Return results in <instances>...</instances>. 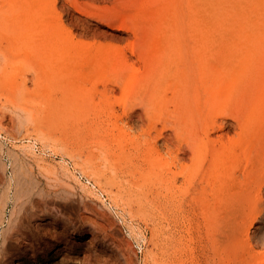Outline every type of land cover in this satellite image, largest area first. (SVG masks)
Returning a JSON list of instances; mask_svg holds the SVG:
<instances>
[{
    "label": "rangeland",
    "instance_id": "1",
    "mask_svg": "<svg viewBox=\"0 0 264 264\" xmlns=\"http://www.w3.org/2000/svg\"><path fill=\"white\" fill-rule=\"evenodd\" d=\"M4 1L0 264H264V0H223L220 20L215 0ZM55 23L76 39L125 46L127 62L111 59L105 70L73 74V50L75 58L66 59L65 46L49 45L68 35ZM164 31L170 41L153 47L152 36ZM36 39L55 51L40 49L45 59L32 54ZM132 41L134 53L126 48ZM42 76L40 88L33 78ZM64 78L76 85L68 93ZM55 79L63 87L50 89ZM113 118L121 131L112 130ZM211 153L217 170L208 166Z\"/></svg>",
    "mask_w": 264,
    "mask_h": 264
},
{
    "label": "bare ground",
    "instance_id": "2",
    "mask_svg": "<svg viewBox=\"0 0 264 264\" xmlns=\"http://www.w3.org/2000/svg\"><path fill=\"white\" fill-rule=\"evenodd\" d=\"M1 1H3V3H1V4H3V5H4L5 2H6V1H4V0H1ZM11 1H12V0H11ZM22 1H23V0H22ZM37 1H38V0H37ZM53 1H55V0H53ZM70 1H71V0H70ZM215 1H216V3L214 2V9H215V10H214V12H215V17H214V19H215V20H220V19H222V16H220V15H222V14H221V12H222L221 4H222V1H223V0H215ZM224 1H225V0H224ZM13 2H14V0H13ZM20 2H21V0H20ZM26 2H27V1H26ZM26 2H25V3H26ZM33 2H34V1H33ZM117 2L120 3V0H119V1L117 0ZM121 2H123V1L121 0ZM203 2H204V3H207V0H203ZM28 3H29V2H28ZM251 3H252V2H251ZM49 5H51V4H49ZM75 5H76V2H75ZM77 5H78V4H77ZM77 5H76V7H78ZM119 5H121V4H119ZM53 6H54V4L51 5V7H53ZM113 6H114V5H113ZM113 6L110 7V11H109L108 9H106V11L108 10V13H107L108 15H109V12H110V13L112 12V8H113ZM76 7H75V8H76ZM119 7L121 8L122 5L119 6ZM54 8H56V7L54 6ZM78 8H79V9H78ZM78 8H77V9H78V11H79V10H80V7H78ZM93 8L95 9V7H93ZM93 8H92V10H94ZM120 8H119V9H118V7H117V9L114 8V9H115V12H117L116 10L120 11ZM49 9H50V7H49ZM52 9H53V8H52ZM82 9H83V7L81 8L80 11H82ZM85 9H86V8H85ZM21 10H22V9H21ZM30 10H31V9H30ZM30 10L27 9V11H30ZM33 10H34V9H32V11H30L31 14L33 13ZM54 10L56 11V9H54ZM98 10H100V8H99V9H97V8L95 9V11H98ZM103 10H104V9H103ZM121 10H123V9H121ZM165 10H166V9H165ZM165 10H164V11H165ZM27 11H26V10L24 11V12H26V14H24V15H27V14L29 13V12H27ZM100 11H101V10H100ZM104 11H105V10H104ZM223 11H224V10H223ZM92 12L94 13V14H92V15H95V14H98V13H99V12L97 13V12H94V11H92ZM165 12H166V11H165ZM165 12H163V13H165ZM19 13H20V14H23L22 11H21V12L19 11ZM34 13H38V14H40L39 11H38V12H34ZM34 13H33V15H34ZM38 14H37V15H38ZM101 14H102V13L100 12L99 15H101ZM107 14H106V15H107ZM111 14H112V13H111ZM28 15H29V14H28ZM35 15H36V14H35ZM37 15H36V16H37ZM102 15H103V14H102ZM102 15H101V16H98V15H97V16H98L97 18H99V17L101 18ZM113 15H114V11H113ZM56 16H57V14H56ZM159 16H160V15H159ZM159 16H156V18L159 17ZM34 17H35V16H34ZM53 17H55V16H53ZM160 17H162V15H161ZM227 17H228V16H227ZM59 18H60V17H59ZM111 18H112V16H111ZM164 18H166V16H164ZM167 18H168V17H167ZM56 19H57V18H56ZM60 19H61V18H60ZM107 19H108V16H107L106 20H107ZM112 19L114 20V19H116V18H112ZM159 19H160V18H159ZM159 19H158V20H159ZM58 20H59V19H58ZM101 20H102V18H101ZM109 20H110V18H109ZM109 20H107V21H109ZM116 20H118V19H116ZM158 20H157V21H158ZM202 20H203V19H202ZM244 20H245V19H244ZM61 21H62V20H61ZM55 22H56V20H55ZM109 22L112 23L111 20H110ZM113 22H114V21H113ZM116 22H118V21H116ZM148 22H149V21H148ZM148 22H147V26H149V25L153 22V20H152L151 23H148ZM159 22H162V20H159ZM201 22H202V21H201ZM57 23H58V22H57ZM57 23H55L56 26H58V25L60 26L61 23H59V24H57ZM163 23L165 24V20H164V19H163ZM235 23H236V22H235ZM112 24H114V23H112ZM127 24H129V23H126V25H127ZM148 24H149V25H148ZM153 24H155L156 27H157V25H159V24H157V22H156V23H153ZM110 25H111V24H110ZM110 25H109V26H110ZM114 25H115V24H114ZM114 25H113V26H114ZM119 25H122V26L124 25V28H123V29H126V31L129 30V29L131 28L130 25H129L130 28L128 27L129 29L125 28L126 25H125L124 23H123V24H122V23H121V24L119 23L118 26H119ZM145 25H146V24H145ZM155 25H154V26H155ZM111 26H112V25H111ZM118 26H117V27H118ZM131 26H132L134 29L137 28V24H135V25L132 24ZM134 26H136V28H135ZM151 26H152V25H151ZM154 26H152L153 29L156 28V27L154 28ZM163 26H164L163 24L160 25L159 29H160V28H163ZM165 27H170V26H165ZM165 27H164V28H165ZM58 28H60V27H58ZM133 28H132V30H133ZM157 28H158V27H157ZM221 28H222V27H221ZM241 28H242V27H241ZM61 29H62L63 31H65L68 35H66V37H65V35H64V37L61 36V37H63V39H62V38L57 39L58 37L56 38V35H55V36H54L55 39L52 38L53 40H52V39L49 40V38L47 37L48 40H49V42L51 41L50 43H49V42H48V43H49V45H50V44L55 45V46H53L55 49H56V48L59 49V47H56L58 44H60L61 46H62V45L65 46V47H66V52H65V50H64V49H65V47H64V49H63V50H64V51H63V54L60 55V52H59V54L56 52V54H58V55H60V56H63V55H64V56H66V59L69 58L70 56H71V59H72V58H75V55H74V57H73V54H76V55H77V57L74 59V62L72 63V64L75 63V66L78 67L77 69H76V67H74L75 70H77V71H75V72H77V73H73V74H75V75H77L78 73H79L80 75H81V73L85 74L86 72H89V70H91V68H94L96 72H97V71L105 70V68L107 67V63L110 62L111 59H118V63H120V62H123V61L126 59V57H127L126 54H125L124 51H123V50H124L123 48H124L125 46H124V47H120L121 45L118 46V45H114L113 43H105V44H103L102 42H96L95 40H94V41H91V40L89 41V40L76 39L77 37L72 33V31H71L69 28H66L63 24H61ZM119 29H121V28H119ZM170 29H171V27H170ZM247 29H248V28H247ZM136 30L138 31V28H137ZM136 30H135V31H136ZM36 31H37V30H34V31L32 32V34H36V33H37V34H40V33L36 32ZM34 32H35V33H34ZM41 32H42V31H41ZM130 32H131V30H130ZM133 32H134V30H133ZM133 32H132V33H133ZM164 32H165V33H163V35L161 34L160 36H158V34H156L157 36H152V38H151L152 41H150V42L153 43V47H154V45L159 46V44H161L162 41H164V40L167 41V40L170 39V37H167V35L170 34L169 31H164ZM152 33H153V32H152ZM173 33H174V32H173ZM173 33H171V34L174 35ZM154 34H155V33H154ZM51 36H52V35H49V37H51ZM31 37H32V36H31ZM31 37H30V38H31ZM35 37H36V36H35ZM35 37H33V39H34ZM41 37H42V36H41ZM43 37H44V35H43ZM43 37H42V39H44ZM176 37H177V36H176ZM219 37H220V36H219ZM36 38H38V37H36ZM39 38H40V37H39ZM164 38H165V39H164ZM171 38H172V37H171ZM42 39H36V40H35V44H34V43H33V44L31 43V44H32V45H35V47H37V45H39V44L42 45V42H43ZM174 39H175V38H174ZM31 40H32V39H31ZM48 40H46V41L44 42V44H45V43L47 44V41H48ZM58 40H59V41H58ZM145 40H147V39H145ZM149 40H150V39H149ZM57 41H58V42H57ZM108 41H109V40H108ZM111 41H112V40H111ZM169 41H170V40H169ZM30 42H31V41H30ZM112 42H113V41H112ZM130 42H131V41H130ZM130 42H128V43L126 44V45H128L126 48H129L130 52H131V53H134V50H135V49L133 50V46H131V45L133 44L134 41H132V43H130ZM136 42H137V41H136ZM146 42H147V41H146ZM164 42H165V41H164ZM143 43H145V42H142V41L140 42V44L144 45ZM44 44H43V46H44ZM46 44H45L44 47H42V48H45V50H42L40 45H39V48H38V49L36 48L37 50L33 48L34 46L30 45L31 48L33 49V50L31 49V50H32V54H34V52H35V55H36V53H37L36 51H38L37 56L40 57V56L42 55L41 57H43V58L45 59V56H44L42 53H39V52H41V50H42L43 52L47 51L46 49H47L49 46L47 47ZM115 44H116V43H115ZM117 44H118V43H117ZM129 45H130V47H129ZM133 45H134V48L137 47L136 43H134ZM135 45H136V46H135ZM140 46H141V45H140ZM146 46H147V45H146ZM146 46H145V47H146ZM149 46H151V45L149 44ZM53 47H49V48H51V50H53V49H54ZM67 47H68V49H67ZM143 47H144V46H143ZM147 47H148V46H147ZM40 49H41V50H40ZM34 50H35V51H34ZM48 50H49V51H48V52H49V57H51V58L54 57L53 55H52V56L50 55V54H51L50 49H48ZM71 50H73V51H72L73 54L70 55V51H71ZM147 50H148V49H147ZM33 51H34V52H33ZM53 51H55V50H53ZM59 51H60V50H59ZM61 51H62V50H61ZM74 51H76L77 53H74ZM94 52H95V56L92 55V53H94ZM146 52H147V51H146ZM38 54H39V55H38ZM44 54H45V53H44ZM47 54H48V53H47ZM35 55H34V56H35ZM147 55H148V54H147ZM46 56H47V55H46ZM60 56H56V58L58 57V60L61 59V61H62V58H61ZM92 56H93V57H92ZM96 56H97V57H96ZM150 56H151V54H149V58H150ZM39 57H38V58H39ZM41 57H40V58H41ZM32 58H33V55H32ZM35 58H36V57H34L33 60H34ZM40 58H39V59H40ZM47 58H48V57H46V59H47ZM56 58L54 57V60H55ZM93 58H94L95 60H94ZM151 58H153V57L151 56ZM249 58L251 59V57H249ZM71 59L68 60V61H69V62H72L73 60H71ZM223 59H224V58H223ZM246 59H247V58H246ZM47 60H49V58H48ZM47 60H46V61H47ZM127 60H128V59H127ZM151 60H152V59H151ZM34 61H36V59H35ZM38 61H39V60H38ZM52 61H53V60H52ZM55 61H56V60H55ZM115 61H117V60H115ZM125 61H126V60H125ZM154 61H155V60H154ZM49 62H50V60H49ZM57 62H59V61H56V64H57ZM63 62H67V61H63ZM69 62H68V64H69ZM126 62H127V61H126ZM118 63H117V64H118ZM248 63H249V62H248ZM115 64H116V62H115ZM121 64H122V63H121ZM59 65H60V63H59ZM63 65H64V64H63ZM63 65H61V66H63ZM65 65H66V64H65ZM125 65H126V64H125ZM125 65H122V66L124 67ZM128 65H129V64L127 63L126 67H128ZM222 65H223V64H222ZM112 66L114 67V65H112ZM112 66H111V67H112ZM224 66H225V65H224ZM249 66H250V65H249ZM117 67H118V65H116V68H117ZM209 67H211V65H210ZM60 68H61V67H60ZM63 68H64L65 70L67 69V68H65L64 66H63ZM116 68H114V69H116ZM118 68H119V67H118ZM128 68H129V67H128ZM211 68H212V67H211ZM222 68H223V67H222ZM222 68H220V69H222ZM242 68H243L244 70L246 69V67H245V68L242 67ZM213 69H214V68H213ZM226 69H227V67H226ZM226 69H225V71H226ZM237 69H238V68H237ZM38 70H39V69H38ZM92 70H93V69H92ZM110 70H111V68H110ZM112 70H113V68H112ZM117 70H118V69H117ZM35 71H37V70L35 69ZM61 71H62V70H61ZM93 71H94V70H93ZM122 71H123V70H122ZM137 71H138V70H137ZM137 71H136V72H137ZM212 71H213V70H212ZM257 71H258V70H257ZM38 72L40 73V71H37V73L34 72V73L36 74V75H35V74H34V75H35V76H38V75H39ZM69 72H71V70H70ZM110 72H112V74H113V72L115 73L116 70H115V71H110ZM242 72H243V71H242ZM244 72H245V71H244ZM92 73H93V72H92ZM119 73H120V72H119ZM213 73H214V72H213ZM249 73H250V71H249ZM255 73L257 74V72H255ZM37 74H38V75H37ZM40 74H41V73H40ZM64 74H65V73H64ZM64 74H63V75H64ZM67 74H69V73H67ZM67 74L64 75V76H62V77L67 76ZM73 74H71V75L69 74V75L72 76ZM79 74H78L77 76H80ZM106 74H108V73H106ZM210 74H211V73H210ZM215 74H216V72H215ZM245 74H246V73H245ZM247 74H248V71H247ZM41 75H42V74H41ZM41 75H39V76L41 77ZM212 75H214V74H212ZM218 75H220V74H218ZM237 75L239 76V75H243V74H241V72H240V73H238ZM257 75H259V74H257ZM261 75H262V74H261ZM77 76H76V77H77ZM40 77H36V78H38V79H35V77H34V78H33V81H34V80H41V79L43 80V76H42V78H40ZM81 77H82V76H81ZM39 78H40V79H39ZM65 78H66V77H65ZM65 78L63 79L64 82H62V80H61L60 82H62L63 85H64V83H65L66 86L64 85V87H63V85H62L61 83H58V86L61 84V87H63V88H61V89H62V93H63V91H66V90L69 88V87H67V86H70V87H72V86H76V85H72V84L69 85V83L67 84V82H69V81H67V79L65 80ZM83 78H85L86 80L88 79V78H86V77H84V76L82 77V79H83ZM209 78H210V77H209ZM216 78H217V77H216ZM85 79H83L82 81H84ZM219 79H220V78H219ZM42 80H41V82L34 81V84H35V85H36V84L39 85L40 88H41L42 83H43ZM55 80H57V79H55ZM86 80H85V81H86ZM217 80H218V79H217ZM65 81H67V82H65ZM90 81H91V80H90ZM218 81H219V80H218ZM220 81H221V80H220ZM36 82H38V83H36ZM54 82H55V81H54ZM54 82H51V84L49 85V86H50V89H51V86H52V85L54 86V84H56L55 87L58 88V86H57V82H59V80H57L55 83H54ZM221 82H222V81H221ZM231 82H232V81H231ZM40 83H41V84H40ZM52 83H53V84H52ZM215 83H216V82H215ZM222 83H223V82H222ZM217 84H218V83H217ZM22 85H23V83H22ZM22 85H21V86H22ZM93 85H95V84H93ZM194 85H195V84H194ZM260 85H261V84H259V86H260ZM211 86H212V85H211ZM225 86H227V85H225ZM65 87H66L67 89H66ZM214 87H216V85H214ZM256 87H257V86H256ZM260 87H261V86H260ZM24 88H25V86H24ZM24 88H23V86H22L21 89L24 90ZM36 88L38 89L39 87H36ZM59 88H60V86H59ZM212 88H213V87H212ZM258 88H259V87H258ZM52 89H53V88H52ZM54 89H55V88H54ZM61 89H57V90L59 91V90H61ZM63 89H64V90H63ZM69 89H70V88H69ZM57 90H55V91H57ZM255 90H256V88H255ZM257 91H258V90H257ZM257 91H256V92H257ZM59 92H60V91H59ZM250 92H251V91H250ZM250 92H246V93H250ZM259 92H261V90H259ZM60 93H61V92H60ZM62 93H61V94H62ZM66 93H68V92L66 91ZM98 93H103V91H102V92H98ZM104 93H105V91H104ZM192 93H193V92H192ZM253 93H254V91L252 90L251 95H252ZM261 93H262V92H261ZM254 94H255V93H254ZM257 94H260V93H257ZM263 94H264V93H263ZM62 95H63V94H62ZM103 96H104V95H103ZM253 96H255V95H253ZM210 97H211V96H210ZM261 97H262V94H261ZM211 98H212V97H211ZM214 99H215V98H214ZM216 99H217V98H216ZM202 102H205L204 99L202 100ZM206 102H208V101H206ZM239 104H241V101H240V102L238 101V105H239ZM203 105H204V104H202V106H203ZM205 106H207V105H205ZM191 107H193V106H191ZM191 107H190V108H191ZM190 108H189V109H190ZM203 108H205V107H203ZM206 108H207V107H206ZM63 109H64V108H62V109L60 108V109H57V110L60 111V110H63ZM238 109H239V107H238ZM238 109L235 108V109H233V110H238ZM57 110H56V113L58 112ZM196 110H197V109H196ZM258 110H259V109H258ZM202 111H203V110H202ZM202 111H201V113H202ZM207 111H209V110L207 109ZM207 111H206V109H205L204 114H205V113L208 114ZM231 111H232V110H231ZM231 111H229L228 113H230ZM259 111L261 112V110H259ZM197 112H198V111H197ZM234 112L236 113V115H240V113L237 114L238 111H234ZM234 112H233V113H234ZM95 113H96V112H95ZM193 113H194V112H193ZM195 113H196V112H195ZM257 113H258V111H257ZM263 113H264V112H263ZM263 113H262V114H263ZM196 114H197V113H196ZM202 114H203V113H202ZM204 114H203V116H205V118H206V116H207V118L210 116L209 114H208V115H206V114L204 115ZM219 114H220V113H219ZM55 115H56V116H54L55 118H56V117H57V118H58V117L60 118V115H58V116H57V114H55ZM95 115H96V114H94V116H95ZM224 115L226 116L227 114L224 113ZM224 115H223V116H224ZM228 115H231V114H228ZM228 115H227V116H228ZM234 115H235V114H234ZM234 115H232V117H235V119H236V117H237V118L240 117V116H236V115L234 116ZM253 115H254V113H253ZM260 115H261V114H260ZM260 115H259V116H260ZM62 116H63V115H62ZM217 116H218V115H215V118H216ZM220 116H221V115H220ZM223 116H222V117H223ZM256 116H257V115H256ZM256 116H255V118H256ZM65 117H66V116H65ZM65 117H64L65 120H67V119L69 118V116H68V118L66 117L67 119H66ZM80 117H81V118H78V117H77L78 120H79V119H82L83 115L80 116ZM95 117H96V116H95ZM95 117H94V118H95ZM210 117L213 118V116H210ZM218 117H219V116H218ZM232 117H231V119H232ZM70 118H71V117H70ZM77 118H75V119H77ZM106 118H107V117H106ZM212 118H210L211 121H212ZM262 118H264V117H262ZM72 119H73V118H72ZM116 119H118V118L116 117ZM238 119H239V118H238ZM241 119H242V118H241ZM258 119H259V118H258ZM94 120H95V119H94ZM105 120H106V119H105ZM254 120H255V119H254ZM107 121H108V118H107ZM119 121H120V120H119ZM239 121H240V120H239ZM239 121H237V124L239 123ZM110 122H111L110 126L112 125V122H113V123L115 122L114 124H117V123H116L117 121H116V120L114 121V118H113ZM110 122H109V123H110ZM213 122H214V119H213L212 122H210L211 125H214V124H212ZM215 122H216V121H215ZM255 122H256V121H255ZM261 122H262V121L260 120V123H261ZM81 123H82V122H81ZM118 123H119V122H118ZM245 123H246V122H245ZM253 123H254V122H253ZM257 123H258V122H257ZM79 124H80V123H79ZM215 124H216V123H215ZM217 124H218V123H217ZM118 125H119V124H118ZM211 125H209V126H211ZM220 125H221V123H219V126H220ZM244 125H245V124H244ZM249 125H250V124H249ZM254 125H255V124H254ZM259 125H260V124H259ZM259 125H258V126H259ZM216 126H217V125H216ZM219 126H217V127H219ZM111 127H113V126H111ZM111 127H108L107 129H108V130H111V129H112ZM116 127H118V126L116 125ZM116 127H115V128H116ZM121 127H122V126H121ZM212 127H213V126H212ZM220 127L222 128V126H220ZM220 127H219V128H220ZM242 127H243V126H242ZM115 128L113 127L112 130H114ZM118 128L120 129V130H119V129H118V130L121 131V128H120V127H118ZM208 128H209V127H208ZM214 128H215V127H214ZM214 128H213V129H214ZM251 128H252V127H251ZM122 129L125 131L124 127H123ZM211 129H212V128H211ZM256 129H257V128H256ZM263 129H264V128H263ZM108 130H107V131H108ZM116 130H117V129H116ZM118 130H117V131H118ZM123 130H122V132H123ZM214 130L216 131V128H215ZM257 130H258V129H257ZM119 131H118V133H120ZM205 131L207 132V130H205ZM211 131H213V130H211ZM244 131H245V130H244ZM261 131H262V130H261ZM109 132H110V131H109ZM112 132H113V131H112ZM112 132L109 133V134H111V136H112V134H115L114 132H113V133H112ZM125 132L127 133V130H126ZM128 132H129V131H128ZM208 132H209V131H208ZM16 133H17V132H16ZM118 133H117V135H118ZM126 133H125L124 135H126ZM239 133H240V132H239ZM239 133H238V135H239ZM245 133H246V132H245ZM127 134H128V133H127ZM205 134L207 135V133H205ZM117 135H114V136L117 137ZM121 135H122V134H121ZM128 135H129V134H128ZM242 135H244V134L242 133ZM14 136H16V135H14ZM126 136H127V135H126ZM157 136H158V135H157ZM159 136H160V135H159ZM244 136H245V135H244ZM12 137H13V136H12ZM157 138H158V137H157ZM234 138H235V137H233V139L231 138V139L233 140V142H232V141L229 142V141L231 140L230 138H229L230 140H229L228 142L231 143V144H233V143L235 142V141H234V140H235ZM238 138H239V137H238ZM236 139H237V137H236ZM239 139H240V138H239ZM218 140H219V139H218ZM218 140H215V142L218 141ZM221 140H222V139H221ZM221 140H219L220 143H222V142L224 141V140H222V142H221ZM227 140H228V139H227ZM240 140H241V139H240ZM240 140H238V141L236 140V143H237V142L239 143ZM208 141H210V140L205 141V143L208 142ZM211 142H213V144L215 143L214 140L210 141V143H211ZM225 142L227 143V141H225ZM225 142H223L222 144H224ZM246 142H247V141H246ZM210 143L208 142V144H210ZM220 143L217 145V147L214 146V150L216 149L215 152L220 153V152H221L220 149H221L222 147H224V145H226V144H224V145L220 146ZM241 143H242V142H241ZM241 143H239V144L241 145ZM208 144H207V145H208ZM231 144H230V147L233 148V145H231ZM239 144H238V147H239ZM205 145H206V144H205ZM234 145H235V144H234ZM244 145H245V144H244ZM244 145H243V148H247V147H246L247 144H246L245 146H244ZM207 147H208V146H207ZM215 147H216V148H215ZM219 147H220V149L217 150V148H219ZM263 147H264V146H263ZM263 147H262V148H263ZM224 148H225V147H224ZM224 148H223V149H224ZM253 148L255 149V147H253ZM260 148H261V147H260ZM177 149H178V148H177ZM229 149H230V148H228V150H229ZM235 149H236V148H235ZM247 149H248V148H247ZM251 149H252V148H251ZM254 149H253V151H254ZM178 150H179V149H178ZM248 150H250V149H248ZM175 151H176V150H175ZM192 151H195V150L193 149ZM232 151H235V150L232 149ZM243 151H244V150H243ZM243 151H242V149H241V151H240L241 154L247 153V152L242 153ZM253 151H252V154H250V155H253ZM222 152H223V151H222ZM249 152H250V151H249ZM249 152H248V154H249ZM261 152H262V151H261ZM192 153H194V152H192ZM234 153H235V152H234ZM236 153H238V152H236ZM263 153H264V148H263ZM173 154H175V152H174ZM208 154H209V153H208ZM232 154H233V153H232ZM239 154H240V153H238V155H239ZM175 155H177V154H175ZM192 155H193V154H192ZM196 156H197V155H196ZM196 156H195V157H196ZM215 156H216V155H215ZM242 156H244V155H242ZM261 156H262V153H261ZM175 157H178V155L175 156ZM195 157H194V156L191 157V158H192V161H194V162L196 161V160H193ZM208 157H209V158H208V162H207V163L209 164L210 161H211V160H209V159H211V157H214V154H213V156H212V153H211V156L209 155ZM215 158H216V160H218V159H217V156H216ZM215 158H214V159H215ZM242 158H243V157H242ZM244 158L247 159V157H244ZM251 158H252V157H251ZM262 158H263V156H262ZM195 159H197V157H196ZM203 159H204V157H203ZM205 159H207L206 156H205ZM205 159L203 160V163H204V161L206 162ZM212 159H213V158H212ZM234 159H235V158H234ZM248 160H249V158H248ZM200 161H202V159L199 160V162H200ZM213 161H215V160H213ZM213 161H211V162H213ZM257 161H258V160H257ZM260 161H262V160H260ZM196 162L199 164L198 161H196ZM196 162H195V163H196ZM216 162H217V161H216ZM245 162H247V161L245 160ZM249 162H250V161H249ZM175 163H176V162H174V164H175ZM195 163L192 162V164H194V167L196 166ZM203 163H202V164H203ZM213 163H214V162H213ZM261 163H262V162H260V165H261ZM214 164H215V163H214ZM246 164H247V163H246ZM199 165H200V167L202 166L201 163H200ZM199 165H198V168H200ZM210 165H213V164L210 163L208 166H210ZM215 165H216V164H215ZM262 165H263V164H262ZM191 166H192V165H191ZM203 166H204V165H203ZM208 166H207V168H208ZM243 166H244V164H243ZM243 166H242V167H243ZM246 166H247V165H246ZM246 166H245V167H246ZM250 166H251V165H250ZM185 167H188V165L185 166ZM185 167H183V168H185ZM214 167H215V168H214ZM230 167H231V164H230ZM232 167H233V166H232ZM257 167H258V166H257ZM257 167H256V168H257ZM183 168H182V169H183ZM196 168H197V167H196ZM198 168H197V169H198ZM201 168H203V167H201ZM211 168H212V167H211ZM213 168L216 169L217 167L213 165ZM234 168H236V167H234ZM250 168H251V167H250ZM250 168H248L249 171H251ZM258 168H259V167H258ZM263 168H264V167H263ZM254 169H255V168H254ZM183 170H184V169H183ZM209 170H211V169L209 168ZM216 170H217V169H216ZM241 170H242V169H241ZM252 170H253V169H252ZM211 171H212V170H211ZM229 171H230V170H229ZM229 171H228V172H229ZM231 171H233V169H231ZM249 171H247V172H249ZM258 171H259V170H258ZM262 171H264V170L262 169ZM262 171H261V173H262ZM207 172H208V171H207ZM212 172H213V171H212ZM212 172H210V173H212ZM252 173H253V172H252ZM256 173H257V172H256ZM229 174H230V173H229ZM229 174H228V175H229ZM244 174H245V173H244ZM254 174H255V171H254ZM245 175H246V174H245ZM208 176H209V175H208ZM214 176H215V174H214ZM246 176H247V175H246ZM261 176H262V174H261ZM261 176H260V174H259V177H258V178L260 179ZM210 177H212V174H210ZM230 177H231V176H230ZM261 180H262V179H261ZM262 182H263V181H262ZM260 183H261V182H260ZM259 185H260V184H259ZM259 185H258V186H259ZM260 186H261V185H260ZM260 186H259V188H260ZM257 189H258V187H257ZM259 190H260V189H259ZM261 191H262V189L260 190V193H262ZM256 192H257V191H256ZM258 194H259V193H258ZM258 194H257V195H258ZM258 196H262V195H258ZM259 198H261V197H259ZM256 199H257V198H256Z\"/></svg>",
    "mask_w": 264,
    "mask_h": 264
}]
</instances>
